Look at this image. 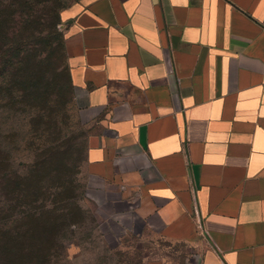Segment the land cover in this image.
Masks as SVG:
<instances>
[{
    "label": "crops",
    "instance_id": "obj_1",
    "mask_svg": "<svg viewBox=\"0 0 264 264\" xmlns=\"http://www.w3.org/2000/svg\"><path fill=\"white\" fill-rule=\"evenodd\" d=\"M62 34L88 174L193 264H264V0H79Z\"/></svg>",
    "mask_w": 264,
    "mask_h": 264
},
{
    "label": "rangeland",
    "instance_id": "obj_2",
    "mask_svg": "<svg viewBox=\"0 0 264 264\" xmlns=\"http://www.w3.org/2000/svg\"><path fill=\"white\" fill-rule=\"evenodd\" d=\"M9 1L0 13V219L9 215L4 170L40 195L39 205L68 199L70 209L37 211L32 220L45 225L28 222L27 229L38 236L5 234L1 263L193 264L194 247L148 232L115 188L87 172V143L97 128L79 111L62 54V27L79 0ZM53 217L65 226L50 241Z\"/></svg>",
    "mask_w": 264,
    "mask_h": 264
},
{
    "label": "trees",
    "instance_id": "obj_3",
    "mask_svg": "<svg viewBox=\"0 0 264 264\" xmlns=\"http://www.w3.org/2000/svg\"><path fill=\"white\" fill-rule=\"evenodd\" d=\"M11 7V3L9 0H0V13L3 11H6V9H10ZM62 42H63V35H62ZM63 48V47H62ZM62 54H63V49H62ZM64 58V55H63ZM65 62V61H64ZM66 69V67H65ZM67 72V70H66ZM68 75V73H67ZM69 79V76H68ZM70 81V80H69ZM7 169V167H6ZM3 177L6 179L5 181L7 183H10L9 186H6L5 184V193L3 191L2 199H4V205L7 207V214L8 218L4 217L2 219H0V222H4V223H0V253L1 250L4 249V244H3V236L6 234L10 237H17L20 238L22 240H24L26 237L29 236H33L36 235L38 236V233L35 232L31 229V231H28L27 229V225L28 222L34 223V221L32 220V218L34 217V215L37 213V211H39L40 209H43L45 206H48V208H51L52 211L55 213L56 211L60 212V211H64L67 207L70 209V203L69 201H66L68 199H56L53 198L50 200V205L44 201V203H41V205H39V201H40V195H38L37 193H30L27 185L25 183H21L18 180H11L10 178L11 176V172L4 170L3 172ZM25 179V178H24ZM11 185V186H10ZM12 187V188H11ZM14 187V188H13ZM37 187V186H36ZM4 189V190H5ZM70 200V199H69ZM64 202V203H63ZM72 208L74 209H79V207L77 206V204L75 203V201H70ZM46 203V204H45ZM17 210L18 215H16L15 217H13V212ZM32 210V213L31 211ZM26 212L28 214H26ZM6 214V215H7ZM19 223L18 226H15V228H12L11 226ZM41 225H45L43 223H38L37 227L35 225V223L33 224V228H39L41 227ZM51 226H52V232L48 233L49 235V240L53 241V240H57L58 236L60 235L59 233L61 232V230L63 231V226H65V224H61L57 221L56 217L52 218V222H51ZM46 228H44L40 233H42ZM5 237V236H4ZM13 253H18L20 255H23V249L19 248V247H15L12 249ZM1 259H0V264H5V263H1ZM17 262H22L21 260H18ZM6 264H12V262H8ZM17 264H22V263H17Z\"/></svg>",
    "mask_w": 264,
    "mask_h": 264
}]
</instances>
